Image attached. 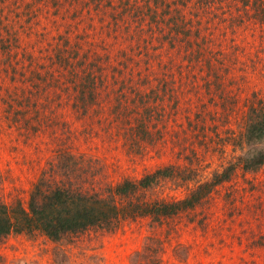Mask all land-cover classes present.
<instances>
[{
  "label": "rangeland",
  "instance_id": "rangeland-1",
  "mask_svg": "<svg viewBox=\"0 0 264 264\" xmlns=\"http://www.w3.org/2000/svg\"><path fill=\"white\" fill-rule=\"evenodd\" d=\"M258 103L264 0H0L6 205L25 207L41 173L105 195L165 166L186 181H161L141 201L181 200L237 165L247 110ZM127 215L110 230L56 243L10 234L0 239V264H151L155 256L160 264H264V167L236 166L172 219ZM145 245L148 258L134 257Z\"/></svg>",
  "mask_w": 264,
  "mask_h": 264
},
{
  "label": "trees",
  "instance_id": "trees-1",
  "mask_svg": "<svg viewBox=\"0 0 264 264\" xmlns=\"http://www.w3.org/2000/svg\"><path fill=\"white\" fill-rule=\"evenodd\" d=\"M239 141L241 150L243 146L245 149L238 157L237 165L215 172L209 180L198 183L186 197L177 201H141L143 194L159 182L175 177L184 179L183 173L173 166L158 168L136 181L122 180L105 195L83 193L55 181L51 173H41L29 191L25 207L18 200L10 205L0 201V239L10 234H40L56 243L89 229L110 230L126 218L124 214L129 218L149 217L157 223L172 219L193 210L217 186L230 179L236 166L244 173H256L264 167V148L260 147L264 143V107L261 103L248 108ZM148 249L149 245L143 246L134 257L146 260ZM151 264H160L156 256Z\"/></svg>",
  "mask_w": 264,
  "mask_h": 264
}]
</instances>
